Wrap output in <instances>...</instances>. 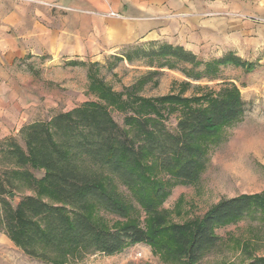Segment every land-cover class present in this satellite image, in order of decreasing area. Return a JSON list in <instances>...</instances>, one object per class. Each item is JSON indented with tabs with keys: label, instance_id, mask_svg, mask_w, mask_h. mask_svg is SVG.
<instances>
[{
	"label": "trees",
	"instance_id": "trees-1",
	"mask_svg": "<svg viewBox=\"0 0 264 264\" xmlns=\"http://www.w3.org/2000/svg\"><path fill=\"white\" fill-rule=\"evenodd\" d=\"M121 59L148 60L158 68L179 70L192 81L215 79L226 66H255L233 53L203 62L182 46L150 43L128 50ZM96 101L22 128L24 148L5 139L0 154L9 168L0 175V199L18 180L33 195L15 206L1 200L0 225L26 256L46 264H68L88 254L112 256L146 244L174 264H197L219 243L215 231L242 220L264 227V192L219 201L202 217L184 224L166 222L159 205L170 181L192 184L221 143L220 132L245 116L239 91L231 86L197 98L147 99L133 89L114 93L89 70ZM111 112L123 115L122 125ZM178 115L175 128L166 121ZM40 171L36 178L31 171ZM121 189L148 214L146 226L134 221L106 228L95 215L126 217L132 209ZM245 264H264V256Z\"/></svg>",
	"mask_w": 264,
	"mask_h": 264
},
{
	"label": "rangeland",
	"instance_id": "rangeland-1",
	"mask_svg": "<svg viewBox=\"0 0 264 264\" xmlns=\"http://www.w3.org/2000/svg\"><path fill=\"white\" fill-rule=\"evenodd\" d=\"M181 1L180 8L174 9L176 12L170 8L172 18L169 20L178 21V24L172 23L175 24V29L171 30L172 43L181 41L184 49L203 62L233 53L255 68L247 71L226 66L215 79L192 81L179 70L158 68L157 63L150 64L148 60L128 62L121 59L128 50L147 48L153 43L146 38L112 47L107 39H95L89 25L87 39L64 40L65 30L71 35L81 31L78 21L74 23L70 16L91 15L43 2L0 0V13L18 10V36L31 31L35 23L40 30L54 33L50 46L42 38L32 39L30 44L24 42L25 53L14 60L16 67L1 71L0 124L7 129V135H1V145L5 139L12 138L24 148L20 131L31 121H46L57 113L96 101L89 91V70L114 93L134 88L132 91L147 99L197 98L233 86L244 101L245 116L239 123L221 130L222 141L209 151L206 169L197 182L173 183L169 176H158L171 182L158 212L165 215L167 223L184 224L199 219L221 200L264 192V0ZM127 14L137 15L133 9ZM67 16L71 21L65 22ZM154 43L168 44L165 41ZM111 115L122 125L123 115L117 112ZM177 118L178 115L172 114L166 121L170 130L175 128ZM8 164L0 154V175L9 168ZM30 171L36 178L42 175L40 171ZM11 181L16 188H7L9 193L1 196L0 220L2 199L15 206L23 197L33 195L23 183ZM121 191L132 207L128 215L120 217L100 211L95 215L96 220L106 228L130 221L145 227L148 214L124 189ZM215 233L219 237L218 245L197 264H245L264 256V227L258 221H238ZM0 264L46 263L26 256L0 225ZM68 264L174 263L162 258L148 245L137 244L112 256L88 254Z\"/></svg>",
	"mask_w": 264,
	"mask_h": 264
},
{
	"label": "crops",
	"instance_id": "crops-1",
	"mask_svg": "<svg viewBox=\"0 0 264 264\" xmlns=\"http://www.w3.org/2000/svg\"><path fill=\"white\" fill-rule=\"evenodd\" d=\"M29 2L64 6L82 12L81 14L91 15L70 16L74 19V23L78 21L81 31L79 33L75 31L71 35L65 30L64 40L68 38L79 41L87 39L90 25L94 32L93 37L99 40L107 39L112 47L132 44L144 38L152 42L165 41L168 44L183 46L181 41L174 43L170 41L173 37L171 30L175 29L178 21L177 19L169 20L171 17L169 13L172 12L170 8L176 12L174 9L180 8L181 0H29ZM132 9L137 13L136 16L127 14ZM18 17V10L9 14L7 11L0 13V80L1 71L15 68L14 60L25 53L24 42L30 44L32 39L42 38L47 40L46 45L50 46L54 38L53 32L40 30L36 23L31 31L25 33L24 36L21 34L18 36L16 34L19 30ZM71 18L67 16L65 22L71 21ZM11 30H13L12 33L9 32ZM79 53H81L80 49ZM21 77L20 75L19 78ZM35 122L38 120L31 121L30 124ZM2 134L7 135V129L0 124V145L3 139Z\"/></svg>",
	"mask_w": 264,
	"mask_h": 264
},
{
	"label": "water",
	"instance_id": "water-1",
	"mask_svg": "<svg viewBox=\"0 0 264 264\" xmlns=\"http://www.w3.org/2000/svg\"><path fill=\"white\" fill-rule=\"evenodd\" d=\"M10 197H12V195H10Z\"/></svg>",
	"mask_w": 264,
	"mask_h": 264
}]
</instances>
